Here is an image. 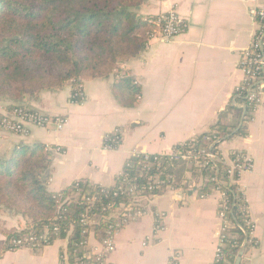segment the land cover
<instances>
[{
	"label": "crops",
	"instance_id": "crops-1",
	"mask_svg": "<svg viewBox=\"0 0 264 264\" xmlns=\"http://www.w3.org/2000/svg\"><path fill=\"white\" fill-rule=\"evenodd\" d=\"M262 6L264 0H147L140 15L158 17L175 10L187 29L171 41L150 39L117 73L84 81L79 104L70 103L71 85L25 96L14 105L65 118L66 123L61 130L53 123L28 127L25 134L0 130V153L20 144H43L50 155L47 188L57 193L75 181L112 187L133 155L168 154L218 122L234 133L242 128L243 135L233 134L218 149L225 160L232 152L253 160V168L237 181L253 240L249 248L245 245L241 263L264 264V108L249 114L235 91L242 81L238 62ZM122 76L133 89L122 83ZM9 106L2 102L0 112ZM115 130L120 143L108 149L105 138ZM220 198L217 190L199 198L193 190L178 189L150 198L147 213L116 233L114 250L104 264H170L172 257L177 264H212L219 246ZM18 219L24 224L21 217L0 211V241ZM66 245L65 239L39 250L7 251L0 264H62ZM88 245L100 252L93 237Z\"/></svg>",
	"mask_w": 264,
	"mask_h": 264
},
{
	"label": "trees",
	"instance_id": "trees-1",
	"mask_svg": "<svg viewBox=\"0 0 264 264\" xmlns=\"http://www.w3.org/2000/svg\"><path fill=\"white\" fill-rule=\"evenodd\" d=\"M146 1L0 0V100L12 103L7 110L18 106L14 104L25 96L67 85L72 93L86 80L117 73L121 64L145 50L156 29V17L139 14ZM121 79L133 89L127 77ZM233 134L244 132L240 128L234 133L218 122L208 132L174 146L170 155L130 158L112 187L75 181L57 193L48 190L44 177L50 167L45 146L13 147L0 155V205H8L6 209L13 215L27 220L19 231H5L0 258L15 251L11 241L35 237L41 244L39 238L46 231L48 245L67 240L61 253L67 264H92L93 259L87 258V251L79 245L85 242L83 232L91 233L96 241L105 238L109 226L116 222L109 217L120 204L128 203L130 188L138 192L151 186L150 194L158 196L167 189L186 191L188 181V189L194 183L192 190L199 198L214 190L223 195L220 203L226 206L230 227L221 240L223 256L217 264H234L240 248L253 244L244 196L233 182L236 175L229 176L223 160L201 166V151L219 154V143ZM186 153L191 157L188 162L179 158ZM230 157L233 159L232 153ZM85 215L94 223L83 225Z\"/></svg>",
	"mask_w": 264,
	"mask_h": 264
},
{
	"label": "built area",
	"instance_id": "built-area-1",
	"mask_svg": "<svg viewBox=\"0 0 264 264\" xmlns=\"http://www.w3.org/2000/svg\"><path fill=\"white\" fill-rule=\"evenodd\" d=\"M255 17L257 27L251 38L249 46L241 53V57L238 62V68L242 73V81L235 90L236 94L242 97L249 110L248 112L251 115H253L257 110L264 108V6L256 10ZM155 26L156 29L150 36V39L157 38L162 41H171L181 35L187 29V24L180 18L175 10H170L166 14L156 17ZM83 97V87L82 85H79L74 88L73 92L71 93L70 103L79 104L82 102ZM51 123L55 124L57 130H61L66 123V119L52 118L42 112L32 111L28 108L20 106H16L11 110H7L0 114V130L14 134H25L28 127L45 128ZM119 143L120 134L117 130L113 131L109 136H107L104 142L105 147L108 149L117 148ZM215 143L218 144L216 141ZM170 154L171 152L168 153V155ZM201 154L203 155V163L201 166H205L209 161L216 159L223 160L229 167V176L233 178L234 174L236 175V179L233 180V182L236 183L243 172H248L253 168L252 158L239 152H232L233 159L230 157L227 160H225L220 155V153L214 154L208 150H202ZM139 155L141 154H135L132 157ZM179 158L184 162H188V160L191 159L188 153L183 155L181 154ZM127 161L124 167L127 165ZM197 165L198 163H196V166ZM185 178L188 179V174H185ZM186 186L187 190H192V184L189 185L188 189V181ZM153 189L154 188L151 186L148 187L147 190L138 192H136L134 188L129 189L128 203L120 204L113 215L109 217V219H114L116 222L114 225L109 226L108 230L106 231L105 238H103L101 241H97L100 247L99 253H97L93 248H90L88 245V240L90 237H92L91 233H88V231L83 232L85 235V242L79 245H82V247H84V249L87 251L86 257H91L93 259L92 264H104L105 258L114 250V239L116 233L127 223L134 221L147 213L145 206L146 202L150 198L154 197L152 194H150ZM220 195L221 202L223 195L221 193ZM226 210L225 204L220 203L218 211V218L220 220L218 239L219 246L215 250L212 264H217L223 256L221 252V240L223 239L226 229L230 227L228 213ZM120 216L121 218H119ZM81 223L85 226H89L93 224L94 221L85 215L82 217ZM155 229L158 231L160 226H156ZM54 231H56V228H54ZM45 235L46 231L44 232V235L39 238L40 241H43L41 244L40 242H37L38 240L35 237H24L22 239L13 240L11 241L12 249L39 250L45 246H48ZM176 259V257H172L170 264H177ZM60 260L62 264H67L66 256L64 254L60 255Z\"/></svg>",
	"mask_w": 264,
	"mask_h": 264
},
{
	"label": "rangeland",
	"instance_id": "rangeland-1",
	"mask_svg": "<svg viewBox=\"0 0 264 264\" xmlns=\"http://www.w3.org/2000/svg\"><path fill=\"white\" fill-rule=\"evenodd\" d=\"M5 100H0V104L2 103V102H4ZM6 102V101H5ZM4 112V111H3ZM0 114H1V112H0ZM52 124V123H51ZM0 155H5V154H2V153H0ZM191 182V181H190ZM6 206H8V205H5V204H2V205H0V211L3 213V215L4 214H6V212H10L11 214H12V211H10V210H8V209H6ZM14 214V213H13ZM12 214V215H13ZM13 217H21V216H19V215H13ZM21 219H22V221L24 222V224L22 223V222H20L19 221V219H18V221H17V226H15L14 228H13V232H17V231H19L21 228H23L24 227V225L26 224V220L25 219H23L22 217H21ZM8 230H10V229H8Z\"/></svg>",
	"mask_w": 264,
	"mask_h": 264
},
{
	"label": "water",
	"instance_id": "water-1",
	"mask_svg": "<svg viewBox=\"0 0 264 264\" xmlns=\"http://www.w3.org/2000/svg\"><path fill=\"white\" fill-rule=\"evenodd\" d=\"M242 121H243V120H242ZM244 251H245V245H243V246L240 248V250H239V252H238V254H237V257H236V259H235L234 264H240V263H241V259H242V256L244 255Z\"/></svg>",
	"mask_w": 264,
	"mask_h": 264
}]
</instances>
